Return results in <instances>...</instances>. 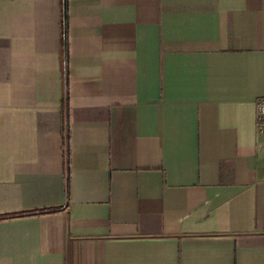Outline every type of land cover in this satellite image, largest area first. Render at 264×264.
<instances>
[{
  "label": "crops",
  "instance_id": "obj_1",
  "mask_svg": "<svg viewBox=\"0 0 264 264\" xmlns=\"http://www.w3.org/2000/svg\"><path fill=\"white\" fill-rule=\"evenodd\" d=\"M261 96L264 0H0V264H264Z\"/></svg>",
  "mask_w": 264,
  "mask_h": 264
},
{
  "label": "trees",
  "instance_id": "obj_2",
  "mask_svg": "<svg viewBox=\"0 0 264 264\" xmlns=\"http://www.w3.org/2000/svg\"><path fill=\"white\" fill-rule=\"evenodd\" d=\"M67 103V97H66V101ZM68 126L66 128V132L64 134V130H63V136H62V144H63V157H64V153L67 152L68 153ZM64 161H65V157H64ZM66 163V162H65ZM65 193L66 196H69V169L68 167L66 168V184H65ZM55 211V208H40V209H35L32 211H25V212H20L18 214H14V215H7V216H1L0 219H6V218H14V217H23L26 215H35V214H43V213H48V212H52Z\"/></svg>",
  "mask_w": 264,
  "mask_h": 264
},
{
  "label": "built area",
  "instance_id": "obj_3",
  "mask_svg": "<svg viewBox=\"0 0 264 264\" xmlns=\"http://www.w3.org/2000/svg\"><path fill=\"white\" fill-rule=\"evenodd\" d=\"M254 129L258 138H264V96L254 100Z\"/></svg>",
  "mask_w": 264,
  "mask_h": 264
},
{
  "label": "water",
  "instance_id": "obj_4",
  "mask_svg": "<svg viewBox=\"0 0 264 264\" xmlns=\"http://www.w3.org/2000/svg\"><path fill=\"white\" fill-rule=\"evenodd\" d=\"M63 1V14H65V5H66V0H62ZM65 18V16H64ZM65 76V75H64ZM66 132V125L64 127V134ZM64 157H65V162H66V152L64 153Z\"/></svg>",
  "mask_w": 264,
  "mask_h": 264
}]
</instances>
